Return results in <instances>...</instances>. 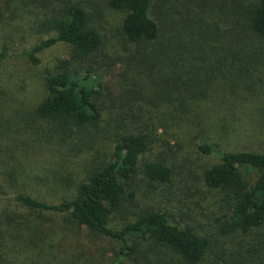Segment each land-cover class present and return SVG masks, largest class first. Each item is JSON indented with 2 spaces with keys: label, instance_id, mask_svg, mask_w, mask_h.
Here are the masks:
<instances>
[{
  "label": "trees",
  "instance_id": "1",
  "mask_svg": "<svg viewBox=\"0 0 264 264\" xmlns=\"http://www.w3.org/2000/svg\"><path fill=\"white\" fill-rule=\"evenodd\" d=\"M84 1L0 0V19L33 11L53 31L21 52L32 65L66 47L29 106L0 82V264H97L76 252L84 230L117 244L112 264H264V152L200 134L218 161L181 177L159 133L226 64L264 74V0H106L114 21ZM149 193L199 211L181 225Z\"/></svg>",
  "mask_w": 264,
  "mask_h": 264
},
{
  "label": "rangeland",
  "instance_id": "2",
  "mask_svg": "<svg viewBox=\"0 0 264 264\" xmlns=\"http://www.w3.org/2000/svg\"><path fill=\"white\" fill-rule=\"evenodd\" d=\"M105 2L106 0H85L83 3L89 10L93 4L95 7L98 5L105 10L107 19L111 21L120 18L121 12L111 11L108 14ZM52 35L53 31H47L33 11L20 9L17 15L0 19V50H5L8 55L0 62V82L12 91L9 96L12 100L17 99L24 106H29L41 97V71L47 67L52 70L55 60L65 56L66 47L57 43L43 50L39 54L40 63L37 66L32 65L21 52L36 40ZM104 73L101 71L99 75L107 81L111 74ZM159 133L165 135L173 146L174 171H179L181 177L189 178L218 161L216 156L198 151L197 138L200 134L205 135L208 143L225 151L264 152V74H239L226 64L206 83L195 105L186 111L183 118L166 129H160ZM177 142L181 144L180 147L176 145ZM106 146L101 147L104 149ZM161 148L156 147L149 157L153 158ZM43 160L50 161L49 158ZM174 190L176 196H180L179 183L175 184ZM201 193L205 195L203 202L208 203L211 194L206 190H201ZM144 201L156 203L172 215L174 222L181 225L192 223L190 219H194L199 211L198 208L196 211L184 208L189 211L181 213L178 208L181 203L176 198L160 193H149ZM201 220L205 218L201 216ZM121 225L122 221L110 218L109 227L118 228ZM77 245L76 252L83 251L81 255L84 253L97 264H112L117 248V244L106 236L87 230L82 232Z\"/></svg>",
  "mask_w": 264,
  "mask_h": 264
}]
</instances>
